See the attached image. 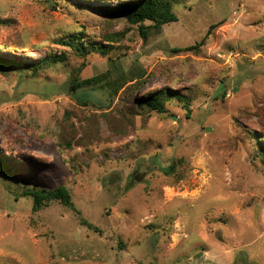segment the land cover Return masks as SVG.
I'll return each instance as SVG.
<instances>
[{"label": "rangeland", "instance_id": "rangeland-1", "mask_svg": "<svg viewBox=\"0 0 264 264\" xmlns=\"http://www.w3.org/2000/svg\"><path fill=\"white\" fill-rule=\"evenodd\" d=\"M127 1L0 0V61L45 63L0 66V264H264V0H173L144 34L101 12ZM59 186L74 208L23 197Z\"/></svg>", "mask_w": 264, "mask_h": 264}, {"label": "trees", "instance_id": "trees-1", "mask_svg": "<svg viewBox=\"0 0 264 264\" xmlns=\"http://www.w3.org/2000/svg\"><path fill=\"white\" fill-rule=\"evenodd\" d=\"M106 2V1H105ZM173 0H128L125 3H120L116 7H104L101 12L105 15L112 16L113 18H127V20L131 24H138L141 25V31L143 34L147 31L144 30L143 26L146 22L154 23L153 27L160 28V26L168 24V23H175L177 22V17L173 13ZM218 25L212 26L207 35H205L204 38L200 42H198L195 46H188L185 49H177L175 50L176 53H181L184 51H194L198 50L202 45L204 46L209 38L210 35L213 34L214 29L218 27ZM78 37L70 38V40L65 41L64 44L70 46L74 49L75 52H78L83 57H86L88 53L92 52H101L102 54L107 55V50H101L99 47H92L88 49H84L82 45H80L79 41H77ZM108 41H111V43H114L118 41V38L116 37H110ZM61 60H58L57 58H47L45 61L47 64H55L59 61H62L63 58L60 57ZM45 63H39V64H18L14 62H7V61H0V66L3 69H25V68H33L32 70L34 72H37L40 70ZM98 78H91L84 81L76 82L74 81L71 84L70 93L76 94L80 92L82 89H89L93 90L98 87H101V83H105V80H99ZM124 85V84H123ZM123 85H119L117 89H121ZM105 88V86H104ZM171 96L168 94L167 90H162L157 93H152L149 95V97L142 101L140 105V108H142L144 111H146L147 114L152 115L153 113L157 114H164L166 113V107L167 102ZM182 102V101H181ZM177 165V166H176ZM176 165L173 164L172 168L168 171L167 174L169 176L174 175L177 173L176 169L178 166L182 165V161L178 160L176 161ZM5 166L0 162V173L6 172ZM23 197H29L33 200V210L39 211L43 208H47V206L52 202H59L62 205L74 208L72 196L70 191L65 186H59L56 189L49 190L45 188H32L27 189L23 193ZM82 224L85 226H88L90 229H93L94 231H98L97 228H95L93 225H91L89 222H87L85 219H81Z\"/></svg>", "mask_w": 264, "mask_h": 264}]
</instances>
